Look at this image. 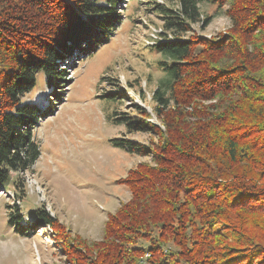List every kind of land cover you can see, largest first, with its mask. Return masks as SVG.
I'll list each match as a JSON object with an SVG mask.
<instances>
[{
  "label": "trees",
  "instance_id": "trees-1",
  "mask_svg": "<svg viewBox=\"0 0 264 264\" xmlns=\"http://www.w3.org/2000/svg\"><path fill=\"white\" fill-rule=\"evenodd\" d=\"M119 1L0 0V188L38 157L32 130L66 92L56 79L66 77L72 57L113 36ZM202 1L214 3L229 27L184 38L193 23L204 28L213 17H203ZM177 3L159 5L165 38L151 44L167 57L152 95L162 127L137 104L112 111L113 123L152 136L109 139L150 158L117 179L129 198L107 214L98 240L64 233L51 214L36 213L56 230V252L67 264H138L145 254L146 264H264V0ZM41 70L46 102H22ZM9 220L26 233L19 215Z\"/></svg>",
  "mask_w": 264,
  "mask_h": 264
},
{
  "label": "rangeland",
  "instance_id": "rangeland-1",
  "mask_svg": "<svg viewBox=\"0 0 264 264\" xmlns=\"http://www.w3.org/2000/svg\"><path fill=\"white\" fill-rule=\"evenodd\" d=\"M119 2L122 22L113 36L94 51L72 57L64 67L66 77L56 79L66 92L58 110L32 130L38 157L25 171H11L9 183L0 188V264H67L62 253L56 252V230L48 222H37L36 213L42 209L51 214L64 233L98 240L107 214L129 198L127 186L117 179L125 176L129 167L150 159L109 142L113 137L141 143L152 138L148 132H129L122 123H113L112 111L132 112L137 104L149 113V121L161 126L153 111L152 95L167 75L158 63L167 57L151 44L165 38L159 35V5L175 9L178 3ZM199 7L203 17H213L204 28L201 22L193 23L184 38L226 32L229 20L216 14L214 3L202 1ZM66 64L64 61L63 66ZM47 87L44 72L38 71L35 85L21 101L43 105L50 90ZM109 91H114L115 100L102 96ZM10 213L20 216L25 234L10 223ZM148 243L138 242L144 247ZM144 259L139 256L138 264Z\"/></svg>",
  "mask_w": 264,
  "mask_h": 264
},
{
  "label": "built area",
  "instance_id": "built-area-1",
  "mask_svg": "<svg viewBox=\"0 0 264 264\" xmlns=\"http://www.w3.org/2000/svg\"><path fill=\"white\" fill-rule=\"evenodd\" d=\"M144 256L146 257L147 254H145ZM141 264H146V259H144V261H142Z\"/></svg>",
  "mask_w": 264,
  "mask_h": 264
}]
</instances>
